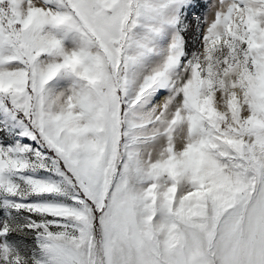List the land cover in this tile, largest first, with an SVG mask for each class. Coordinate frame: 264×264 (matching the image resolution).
Returning a JSON list of instances; mask_svg holds the SVG:
<instances>
[{
	"label": "snow or ice",
	"instance_id": "obj_1",
	"mask_svg": "<svg viewBox=\"0 0 264 264\" xmlns=\"http://www.w3.org/2000/svg\"><path fill=\"white\" fill-rule=\"evenodd\" d=\"M0 264H264V0H0Z\"/></svg>",
	"mask_w": 264,
	"mask_h": 264
}]
</instances>
